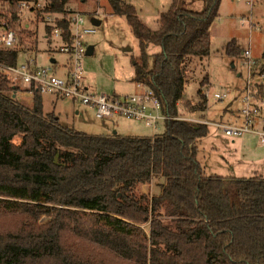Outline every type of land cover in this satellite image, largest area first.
Listing matches in <instances>:
<instances>
[{"label": "trees", "instance_id": "16d2710c", "mask_svg": "<svg viewBox=\"0 0 264 264\" xmlns=\"http://www.w3.org/2000/svg\"><path fill=\"white\" fill-rule=\"evenodd\" d=\"M19 1L1 0L2 17L21 20ZM204 1L194 11L172 0L152 29L132 3L109 0L139 39L136 83L151 87L172 116L185 99L186 67L211 52L222 0ZM68 2L45 0L36 12L61 14L45 19V35L61 27L70 44ZM151 44L161 51L151 54ZM19 45L0 49V63L19 65ZM242 52L235 39L225 44L228 57ZM11 78L0 67V217L25 215L30 225L0 233V264H264V176L207 175L199 142L208 125L170 119L153 137L92 135L46 113L33 85L25 89L31 104L19 101ZM199 94L193 112L206 109ZM156 177L165 180L159 194L138 191Z\"/></svg>", "mask_w": 264, "mask_h": 264}, {"label": "rangeland", "instance_id": "374dc122", "mask_svg": "<svg viewBox=\"0 0 264 264\" xmlns=\"http://www.w3.org/2000/svg\"><path fill=\"white\" fill-rule=\"evenodd\" d=\"M42 1L45 2V0ZM126 1L137 8L141 19L152 29L159 27L161 13L166 11L172 2V0ZM180 7L203 11L205 1L180 0ZM67 9L69 14L74 11L82 13L89 27L93 26V18L101 20L100 25H95V32L84 36L87 46H95L92 54L86 53L83 57L84 86L97 93L105 91L109 96L128 95L137 91L135 62L140 57V43L126 16L115 14L109 0H69ZM10 11L12 10H8V13ZM22 11L21 20L15 21L11 16L3 17L24 39L22 45L18 42L16 44L19 48H24L21 51L20 61L37 56L38 64L49 65L51 58L54 57L59 61L60 66L65 65L68 57L59 51L60 40L45 35V19L48 16L56 18L61 14L43 11L39 14L29 9ZM219 13L220 16L211 27L210 55L202 58L194 57L186 67L188 74L186 95L178 106L181 109L180 115L194 116L199 119L207 118L211 122H228L233 119H230L228 115H219L217 109L231 102L236 112L239 107L241 108L240 92L247 69L242 66V54L239 58L228 57L224 53V47L230 40L235 39L242 51L250 48L253 58L260 60L263 64L264 0H253L252 5L245 0H222ZM243 18L246 19L245 22L241 20ZM24 27L28 29L25 30ZM160 51V46L153 44L149 46L151 54ZM62 68H57L58 74L63 73ZM10 73L12 82L20 87L19 91L14 93L17 99L25 104H31L33 94L25 91L28 84L15 78L12 72ZM199 90L207 98L206 109L193 112L190 106H196L201 101ZM217 92L226 93L227 97L219 100L214 96ZM261 97L264 98V86L261 88ZM43 102L45 112H54L60 118L62 125L92 135L153 137L166 129V122L162 121L159 128L154 129L147 127L142 121L123 116L101 119L89 105L64 98L56 93H44ZM209 127H211V134L218 133L217 127L213 125ZM227 139L230 142L232 140ZM15 141L20 142L21 139L16 137ZM199 159L207 175L234 178L264 176V145L259 144L258 137L247 141L241 138L236 140V143L231 142L230 145L215 136L204 138L199 142ZM164 181V178L156 177L149 183L141 184L138 191L151 196L157 195L161 192V184ZM46 220L47 218H43L42 222ZM28 225L30 220L25 215L10 214L0 217V233L9 229L26 228Z\"/></svg>", "mask_w": 264, "mask_h": 264}, {"label": "built area", "instance_id": "2783aa9c", "mask_svg": "<svg viewBox=\"0 0 264 264\" xmlns=\"http://www.w3.org/2000/svg\"><path fill=\"white\" fill-rule=\"evenodd\" d=\"M242 1V0H239ZM252 5L253 0H245ZM21 10L29 9L38 11L42 9L41 1L18 2ZM3 9L0 0V49L13 48L18 42V32L3 19ZM59 17V16H58ZM56 17V18H58ZM56 18L48 16L47 21L53 23ZM70 20L71 43H62L63 29L56 27L52 37L60 40L59 50L69 55L67 72L58 74L55 63L40 65L35 58L22 61L17 66L0 67L14 73L17 78L30 86H35L42 93H56L64 98H69L89 105L95 110L96 116L101 119H113L116 116L136 119L144 122L148 127H159L160 122L170 119H182L194 123L213 125L231 138L243 136L247 133L257 134L260 142L264 144V98L261 97V88L264 86L263 64L253 58L251 49L243 50L242 66L247 69L243 76L244 85L240 92L242 106L239 109L240 121L211 122L207 118L199 119L194 116H172L164 110L161 98L155 91L142 83H136L138 90L128 95H112L106 92H95L84 86L83 57L87 53V44L84 36L96 31L95 25L87 26L86 19L80 12H71L67 17ZM243 22L246 19H241ZM32 93V91H29ZM219 100L227 94L215 93Z\"/></svg>", "mask_w": 264, "mask_h": 264}, {"label": "crops", "instance_id": "0c3cea01", "mask_svg": "<svg viewBox=\"0 0 264 264\" xmlns=\"http://www.w3.org/2000/svg\"><path fill=\"white\" fill-rule=\"evenodd\" d=\"M212 37V36H211ZM91 46V45H90ZM93 47H92V53L94 52V50H95V46L94 45H92ZM89 47V46H88ZM88 49V48H87ZM60 51V50H59ZM61 52V51H60ZM64 53V52H63ZM66 55H67V57H68V59H67V62L65 63V65H62V66H60V64H59V61H57L54 57H52L51 58V63H56L55 64V69H56V72H57V68H62L64 71H63V73L62 74H65L66 72H67V65H68V62H69V55L67 54V53H65ZM35 58V60H36V63L38 64V61H37V56L36 57H34ZM28 60V59H27ZM234 66H235V64H234ZM27 92V91H26ZM102 92H105V91H102ZM31 93V92H30ZM107 93V92H106ZM28 94V93H27ZM72 100V99H71ZM73 101H75V100H73ZM75 102H78V101H75ZM82 103V102H81ZM84 104V103H83ZM87 105V104H86ZM234 106H233V102H231L230 104H228L227 106H221V107H218V113H219V115H224V116H226V115H228L229 117H230V119H233V121H240L241 120V116H240V114L238 113L239 112V109H240V107H239V109H237L238 111L236 112L235 110H234ZM263 113H264V109H263ZM147 126V125H146ZM148 127V126H147ZM152 128H154V129H157V128H159V127H152ZM209 128H211V127H209ZM218 130V133L217 134H209L208 136L209 137H217L219 140H223V141H225L226 142V144H231V142L232 143H236V140H238V139H243V141H247V140H249V139H252L253 137H258L259 138V136L257 135V134H253V133H247V134H244L243 136H240V137H236V138H231V137H228V136H226L223 132H222V130H220V129H217ZM210 132H211V130H210ZM213 135V136H212ZM134 136V135H133ZM204 137V138H209V137ZM203 138V139H204ZM227 138H230V139H232L231 140V142H230V140H228ZM202 139V140H203ZM201 140V141H202ZM259 144H261V145H264V144H262L261 142H260V138H259ZM227 177V176H226Z\"/></svg>", "mask_w": 264, "mask_h": 264}, {"label": "water", "instance_id": "95a60500", "mask_svg": "<svg viewBox=\"0 0 264 264\" xmlns=\"http://www.w3.org/2000/svg\"><path fill=\"white\" fill-rule=\"evenodd\" d=\"M92 23L94 25H100L101 24V20L100 19H97V18H93L92 19ZM92 47H93L92 45L88 47L87 54H92ZM233 66H234V64H233Z\"/></svg>", "mask_w": 264, "mask_h": 264}]
</instances>
